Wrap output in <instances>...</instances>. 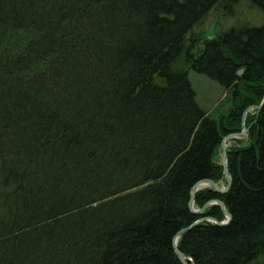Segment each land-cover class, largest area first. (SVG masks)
<instances>
[{"label":"trees","instance_id":"trees-1","mask_svg":"<svg viewBox=\"0 0 264 264\" xmlns=\"http://www.w3.org/2000/svg\"><path fill=\"white\" fill-rule=\"evenodd\" d=\"M233 2L0 0V264H184L177 233L226 218L191 190L227 183L222 140L264 99V0L261 24L194 36ZM246 115L230 189L194 201L232 220L183 232L188 264H264V105Z\"/></svg>","mask_w":264,"mask_h":264},{"label":"water","instance_id":"water-1","mask_svg":"<svg viewBox=\"0 0 264 264\" xmlns=\"http://www.w3.org/2000/svg\"><path fill=\"white\" fill-rule=\"evenodd\" d=\"M223 16V13L221 11V6L220 4L218 5V10L217 12L215 13V15L213 16V18L211 19V21L208 23V25L201 29L199 31V33L197 35L194 36V40L199 42L203 39H208V40H212L214 38H218L220 36V32L218 31V24L220 23V20ZM195 59H197V55L195 56ZM264 105V99L263 101L261 102V104L259 105H253V106H250L244 113V121L242 123V127H243V130L241 132H234V133H230L228 135H226L223 140H222V144H221V147H222V151H223V154H222V165H223V168H224V174L227 178V184L225 186H221L219 183H217L216 181L212 180V179H209V178H206V179H202L200 181H198L193 187H192V190H191V200H190V208L191 210L195 213V214H203L205 209L207 207H209L211 204H218L223 212H224V215H225V219L220 221L216 218H213V217H209V216H206V217H201L199 218L197 221H195L191 226L187 227V228H183L182 230H180L177 235L175 236L174 238V248L177 252V254L179 255L181 261L184 263V264H188V261H187V257L179 250L178 248V239L180 237V235L191 229L193 226L199 224L200 222L202 221H205V220H208V221H212L218 225H226L228 224L231 220H232V214L231 212H229V210L226 208V205L225 203L220 200V199H212L210 201H208L202 208H195L194 206V201H195V195L197 193L198 190H200L201 188L203 187H206V186H211L213 187L214 189H216V191L220 192V193H225L227 192L230 187H231V183H232V176L229 172V169H228V150H227V146H228V141L232 138H244V139H247L248 138V132H249V128L246 126V123H245V115L247 114V111L252 109V108H258V109H261Z\"/></svg>","mask_w":264,"mask_h":264},{"label":"rangeland","instance_id":"rangeland-1","mask_svg":"<svg viewBox=\"0 0 264 264\" xmlns=\"http://www.w3.org/2000/svg\"><path fill=\"white\" fill-rule=\"evenodd\" d=\"M234 2H233V7L231 9L226 8V6L221 7L223 16L220 20V23L218 24V31L220 29L226 30L233 25H244V24L258 25L262 23L263 13L258 8L252 7L249 0H234ZM214 15L215 14L213 13V16ZM189 74L193 82L194 88L197 91V97L201 105L205 106L209 110H213V108L216 105L224 102L225 94L222 91L221 85L218 82L210 79L205 74L196 72L195 70H190ZM249 111L253 112L254 108L248 110L247 113ZM246 116L247 115H245V119ZM235 139H244V138H235ZM232 140H234V138L228 141L227 149L228 147H231L234 144ZM222 154L223 151L221 147V153L219 156L220 163H222ZM226 184L223 183L221 184V186H225Z\"/></svg>","mask_w":264,"mask_h":264},{"label":"bare ground","instance_id":"bare-ground-1","mask_svg":"<svg viewBox=\"0 0 264 264\" xmlns=\"http://www.w3.org/2000/svg\"><path fill=\"white\" fill-rule=\"evenodd\" d=\"M235 3V2H234ZM250 4V3H249ZM218 5V4H217ZM253 7V6H252ZM217 8V7H216ZM234 12V11H233ZM213 13H214V11H213ZM232 15V14H231ZM213 16V15H212ZM204 26V25H203ZM203 29V28H202ZM214 111V110H213ZM212 111V112H213ZM214 113V112H213ZM248 116V115H247ZM247 120V119H246ZM239 132V131H238ZM226 205V204H225ZM201 215H203V214H201Z\"/></svg>","mask_w":264,"mask_h":264},{"label":"flooded vegetation","instance_id":"flooded-vegetation-1","mask_svg":"<svg viewBox=\"0 0 264 264\" xmlns=\"http://www.w3.org/2000/svg\"><path fill=\"white\" fill-rule=\"evenodd\" d=\"M220 6L223 7V3H220ZM218 10V5H217V8H216V11ZM207 26V25H206Z\"/></svg>","mask_w":264,"mask_h":264}]
</instances>
